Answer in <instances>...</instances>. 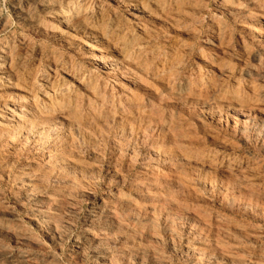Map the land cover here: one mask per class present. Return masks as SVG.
Here are the masks:
<instances>
[{
    "label": "rangeland",
    "instance_id": "rangeland-1",
    "mask_svg": "<svg viewBox=\"0 0 264 264\" xmlns=\"http://www.w3.org/2000/svg\"><path fill=\"white\" fill-rule=\"evenodd\" d=\"M81 1L87 2V0H58L57 2L61 4L64 11L65 8L70 9L69 7L73 3ZM89 1L87 3L95 4V8L100 5L101 9L105 10L109 16L111 14L117 16L123 23V32L126 27L131 29L133 26V21L128 16V13L115 1ZM184 1L188 6L179 8V10L167 5L163 6V9L161 7H151V20H148V18L145 20V34L143 35V39L141 38V41H148L150 39V42H142L144 44L142 52L145 51L146 54L145 52H141L142 55L132 53L133 56H131L130 53V56L121 64V67H115L109 74H105L101 71L99 64L90 65L86 59L79 58L80 55L71 53L72 51L65 45V42L70 40L68 42L73 43L76 41L73 38L77 39L75 38L76 36L68 32L62 23L54 21L52 17L44 14L40 9V2L34 3L31 0H0V65L4 66L7 55L16 66L20 65L19 67H21L22 71L18 76V80L15 81L17 89H25L26 86L23 85H27L31 79H34L35 74L37 76L38 73L49 67L54 69L55 74H57L56 77L62 73L64 68H69L70 66L77 67L92 77L91 80L93 82L91 81V86L93 93H90L89 98L87 97L91 102V108H86V100L84 103H78L82 134L85 137L84 140L86 139V142L84 141L78 149L81 151V154L82 151L84 154L80 158L81 161L79 163L84 164L82 167L85 166V170H91L93 172L90 171L92 175L96 176L94 187L91 191L92 196H94L93 200L79 198L80 200L77 201L78 196L75 193L74 196L76 198L70 193L67 199L65 196L60 195V192L59 194L56 192L55 204H52L50 207L52 213L54 212V220L52 219V221H55V224L60 227L62 226L64 230H66L68 225L73 226V229L77 225L71 231V237H69L67 242L63 241L61 245L56 244L50 237H46L40 228L32 226L29 218L31 213L35 211V207L33 208V206L26 202H19V199H17L15 187L10 180L17 173L20 165L24 163V159L20 158L16 161L13 156L14 154L12 155L11 148L9 149L5 142L0 141V143L5 144H0V159L5 158V160L8 159L6 161H16L15 163L12 162L14 165L7 176L8 172L3 173L0 171V218L2 220L11 219V221L20 225L22 230L25 228L28 234L31 233L29 237L33 243H29L30 245L32 244V247L28 243L20 245V243H13L15 241L12 239L15 238L14 236L0 234V264L8 263L6 252L12 249L15 251L18 249H28L38 257H53L56 264H89L88 261L80 262L75 258L67 257L70 239L72 240L82 227L88 208L98 202L104 195L116 191L124 194L133 205L141 206V220L137 221L131 218V216L126 215H122L119 218L120 220L118 221H121L120 223L123 222L122 224L127 226V230L122 234V240H126L123 248L125 247L130 255L123 260L121 258L118 259V257L115 260L118 262H114L115 264H182L180 255L182 250L184 251L186 248L187 221L188 216L192 212H199L196 214L202 212L200 216H204L203 218L207 219V222H210L216 215L225 216L233 223L239 222L238 224L247 229H245L247 238L243 234L244 236H239V241H237L236 237V242L234 239V241L229 239L220 243L222 251L212 247L215 251L213 252V249H211L210 254L212 253L216 257L209 264H255L256 262V264H264V262H261L262 260H259L261 253H264V122H262L264 119L262 113L264 110V98L261 95L264 92V52L259 49L260 45H256L259 42H264V40H261L264 39L262 38L264 37V9L260 13L255 14L252 7L248 6L245 0H229L242 9V12L236 17L237 20L235 19L236 22L234 18L219 12V7H215L218 6L220 0ZM261 1H263L264 5V0ZM64 3H66L65 6ZM193 4L194 9L192 7ZM191 8L194 11H189ZM182 10L187 11V14L189 13L191 16L185 15L186 13ZM175 12L179 13L176 14ZM180 13L181 15H179ZM153 16L155 17L154 19L152 18ZM166 16H168V19ZM169 16L176 18L174 19V23ZM244 16H248L249 18H245ZM255 18H258V21ZM176 20L179 21L176 22ZM157 22L160 23L161 28ZM165 22H168V25H172V27H168ZM157 27L158 29H156ZM150 29L154 31L152 32ZM219 29H222L221 32H218ZM157 30L161 31L158 32ZM255 34L260 35H256L258 41L251 38ZM219 36L220 38H218ZM263 46L262 48L264 49ZM112 58L116 59L115 57ZM128 59L132 63L128 62L130 61ZM132 64L136 65V67L132 68L134 67ZM122 76H124V79ZM65 83L72 84L68 78H65ZM254 84L256 85L255 88H253ZM27 89L32 92L34 91V87H28ZM215 89L216 91L214 92ZM236 91L237 93H235ZM99 93H101V96ZM252 93L256 95L252 96ZM257 94L259 96L255 99L254 97ZM7 97H9V93L6 90L2 91L0 89V102L4 101ZM97 98L99 101H103L101 105L93 103L94 100L99 102ZM250 99L253 102L247 105L246 103L249 104ZM243 100L245 103L242 102ZM108 101H111L110 105ZM241 104L242 106H240ZM232 105L234 108H238V110L246 112L249 115L243 113L245 115L244 118L239 114L237 116V114L230 111L233 108ZM235 105H239L240 107ZM227 107H230V109ZM93 109L95 111L92 112ZM84 119H88L89 123H91L90 120L96 121L90 125ZM82 120L85 124H82ZM83 126L86 131L83 129ZM85 134L87 137L91 136V138H86ZM92 140L93 146H91ZM92 151H94V154L91 153ZM86 152L88 155L85 154ZM91 154L93 155L91 156ZM223 155L234 159L233 167L238 164L240 158H248L254 164V172L244 175L232 174L233 172L228 174V172L224 171V167H221L218 161L216 160L215 162L214 160ZM102 156L104 157L102 158ZM209 163H213L214 166L210 167ZM180 164L181 166H179ZM144 169L147 171L148 182L152 183V185L154 184L155 187H151L149 191L150 193L152 192V200H142L140 202L134 199L133 192H128L130 191L128 188L135 183H145V180L139 181L142 179L141 173L144 174L145 172ZM148 182L146 180V183ZM178 184L181 189L178 187ZM50 189L49 191L51 192L57 189L59 191L58 186H53ZM167 193L171 196H168ZM63 199L65 200L63 201ZM70 199L76 201L72 202ZM7 215L8 217H6ZM152 215L154 219L152 224H150L147 218ZM166 215L168 216V222L170 221L169 216L171 217L169 223L164 222L161 218V216ZM139 226H141V234L138 235ZM217 230L219 229L213 227L211 229V236L214 238L219 232L221 233L220 230L219 232ZM135 232L137 235H135ZM131 237L134 238L132 239ZM230 247L237 249L233 252ZM111 248L118 252L117 246H111Z\"/></svg>",
    "mask_w": 264,
    "mask_h": 264
},
{
    "label": "bare ground",
    "instance_id": "bare-ground-1",
    "mask_svg": "<svg viewBox=\"0 0 264 264\" xmlns=\"http://www.w3.org/2000/svg\"><path fill=\"white\" fill-rule=\"evenodd\" d=\"M31 1L34 2V3L40 2V9H41V11L44 14L52 17L54 19V21L56 20L57 22L62 23L65 26V28H66V30L68 32H70L71 34L76 36L75 38H77V39L73 38V40H76L73 43L72 42H68L70 40L65 42V45H67V47L70 48V51H72L71 53H74L76 55H80L79 58H83V60L86 59L90 65L99 64L101 66L100 67L101 71L103 73H105V74H109L111 72V70L113 68H115V67L116 68L118 66L121 67V64H123L125 62V60L128 58V56H130V53H131V56H133L132 53H135L137 55L141 54L142 48H143V45H144L142 42L145 43V42H148L150 40V39L148 40L146 38L148 41H146V40L145 41H141V38L143 39V35L145 34V28H146V25H145L146 21L145 20H147V18H148V20H151V7H154V8L155 7L156 8L161 7L163 9V6L167 5V6H170V7H174L176 9L178 8V10H179V8H183V7L185 8V6L186 7L188 6V5H186V2L184 0H167V2H166V0H113L128 13V16L133 21V26L131 27V29H128L129 27L127 28L126 27L127 25H126L125 26L126 28L124 27L125 30L123 32V30H122L123 23L121 22V20L117 16H115L113 14H111L109 16L106 13L105 10L101 9L102 7L100 5L95 8V4L87 3L89 0H87V2H82L81 1V2L73 3L71 5V7H69L70 9L65 8L64 11L62 9L63 7L61 6V4L59 2H57L58 0L57 1L56 0H31ZM245 1H246V4L248 6L252 7L253 12L255 14L256 13H260L264 9L263 1H261V0H245ZM65 4L66 3H64V6H65ZM117 4H115V5H117ZM192 7L194 9V4L192 5ZM215 7H217V8L219 7L218 8L219 12H222V13H224V15L226 14V15L230 16L231 18H234V20L236 19L238 14H240L242 12V9H240L237 5H234L229 0H220V2L218 3V6H215ZM176 9H174V10H176ZM188 9H190V8H188ZM193 9L191 8V10H189V11H192ZM182 11H184V10H182ZM184 12L186 13L185 15H187V16L190 15L189 13L187 14V11H184ZM177 13H179V12H177ZM181 13H183V12H181ZM181 13L179 15H181ZM248 14H250V13H248ZM163 16H165V15H163ZM167 17L168 16H166V18ZM244 17L246 18L248 16H244ZM152 18L154 19L155 17L153 16ZM163 18H165V17H163ZM170 18H169L170 22L173 20V23H174V21H175L174 19H176V18H171L172 20ZM251 18H254V17H251ZM255 20L258 21V18H255ZM159 21H160V19H159ZM163 21H161V22L163 23ZM177 21H179V20H176V22ZM249 21H250V19H249ZM165 23L168 25V22H165ZM57 24H59V23H57ZM158 24L160 25V23H158ZM216 24H217V22H216ZM256 24H257V22H256ZM258 24H259V22H258ZM63 25H62V28H63ZM169 26L172 27V25H168V27ZM160 28H161V25H160ZM163 28H165V27H163ZM163 28H162V30H163ZM220 28H221V26H220ZM156 29H158V27ZM249 29H248V31H249ZM221 30L219 29L218 32H221ZM42 31H43V29H42ZM150 31H152V30L150 29ZM157 31L160 32L161 30H157ZM185 31H184V33H185ZM121 32H123V33H121ZM246 32H247V29H246ZM253 32H255V31H253ZM259 34L258 35L255 34V36H253L251 38H253L254 40L258 41V38H256V35L260 36ZM54 35H56V34H54ZM147 37H149V36L147 35ZM150 38H152V37H150ZM218 38H220V36ZM262 38H264V37H262ZM261 40L263 41L264 39H261ZM207 44H209V43H207ZM256 45H260L259 49L264 52V49L262 48V46L264 45V42H259V44H256ZM143 52H145V51H143ZM145 54H146V52H145ZM263 56H264V53H263ZM112 57H115L116 59H113ZM9 58L10 57H8V55H7L5 57L4 66L0 65V89H2V91L6 90V92L9 93V97H7L5 100L3 99L4 101L0 102V141L3 142V143L5 142L6 146L9 149L11 148L12 151L11 150H9V151L12 152V155L14 154L13 156L15 157L14 159H16V161L18 159H20V158L24 159V163H22L20 165V167L18 168L17 173L14 174V176L11 178L10 181H12V183H13V185L15 187V195H16V197H18L17 199H19V202H26V203H29L31 206H33V208L35 207V211H33L31 213V216L29 218L30 222L32 223V226H34L35 228H40L41 231H43V233H45L46 237H50L51 240L54 243L61 245V242L63 243V241H65V242L68 241L69 237H71V234H72L71 231L74 230L77 225H75L74 229H73V226H69L68 225L66 227V230H64V228L62 226L60 227L59 225L55 224V221H52L54 212L52 213V210H51L50 207H51L52 204H55L54 202L56 201L55 200L56 199L55 198L56 197L55 196L56 192H57V194H59V192H60L61 193L60 195L65 196L66 198L69 197L70 193H72L71 195H73V196L76 194V196H78L77 201L80 200L79 198H82V199L85 198L87 200H90V199L93 200L94 199V196H92L93 194H91V191L93 190L96 176L92 175L93 172L91 170H89V171L85 170L86 169L85 166L82 167L84 164L82 165L81 163H79V161H81L80 158L84 154H83V151H82V154H81V151H79V149H78V147L80 148V145L83 144L84 141L86 142V139L84 140L85 137H83V134H82L81 115H80V111H79V108H78L79 107L78 103L79 102L80 103H84L85 100H86V108H91V105H90L91 102H90V100L88 98H89L90 93H93V88L91 86V81H92L91 78L92 77H90V75L88 73L80 70L77 67H73V66H70L69 68H64L62 70V73L56 77L57 74H55L54 69L49 67V68L45 69L44 71L38 73L37 76L35 74L34 79H31V81H29L27 83V85L26 84L23 85V86H26L25 89H17L15 81L18 80V76L21 74L22 69H20L21 68V67H19L20 65L16 66V64L12 60H10ZM142 58H144V56H142ZM128 60H130V59H128ZM128 62L132 63L131 60L128 61ZM54 64H52V65H54ZM69 65H70V63H69ZM129 65H131V64H129ZM132 65L134 66V64H132ZM139 65L141 66V64H139ZM222 66H223V64H222ZM78 67H80V66H78ZM135 67H136V65L134 67H132V68H135ZM98 69H99V67H98ZM137 69L139 70V68H137ZM222 69H223V67H222ZM29 73H27V74H29ZM227 74H229V73H227ZM221 75H223V74H221ZM224 75H225V73H224ZM130 76L132 77V75H130ZM113 77H114V75H113ZM117 77H118V75H117ZM122 77L124 79V76H122ZM32 78H33V76H32ZM65 78L70 79L72 84L71 85L66 84L65 83ZM119 78H121V77H119ZM113 80H115V79H113ZM137 84H139V83H137ZM259 84H260V82H259ZM251 86H253V85H251ZM255 86L256 85L254 84L253 88H255ZM28 87H30V88L34 87V91L32 92L31 90L27 89ZM258 88H259V86H258ZM245 89H246V87H245ZM182 90H183V88H182ZM249 90L251 91V89H249ZM175 91H177V90H175ZM215 91H216V89L214 90V92ZM251 92H253V91H251ZM254 92H255V89H254ZM221 93H222V90H221ZM224 93H223V95H224ZM235 93H237V91ZM99 94L101 96V93H99ZM244 94H246V93H244ZM249 94H251V93H249ZM254 95H256V94L254 93L252 96H254ZM261 95L264 98V92H262ZM92 96H93V94H92ZM252 96H250V97H252ZM258 96L259 95L257 94V96H255L254 98L256 99V97H258ZM93 97L96 99L95 96H93ZM245 97H246V95H245ZM238 98H240V97H238ZM93 99H92V101H93ZM195 99H197V98H195ZM218 99H217V101L219 102L220 99L219 100ZM97 100L99 101L98 98H97ZM203 101H205V100H203ZM102 102L103 101H101V100L99 102H96L94 100L93 103H98V104L101 105ZM242 102L245 103L244 100ZM251 102H253V101H251V99H250L249 104L248 103H246V104L250 105ZM256 102H257V100H256ZM110 103H111V101L109 102V105H110ZM231 104H233V103H231ZM95 106H96V104H95ZM235 106H239V105H235ZM240 106H242V104ZM232 107H233V105H232ZM243 107H241V108L245 109ZM245 107H247V106H245ZM227 108L230 109V107H227ZM82 109H83V107H82ZM94 109H95V107H94ZM94 109L92 110V112L95 111ZM229 109H227V110L229 111ZM248 110H250V109H248ZM230 111L232 113H234V114H237V116H238V114L241 115L243 118L245 117L244 114H247L246 112H242L241 110H238V108H234V107ZM262 113H263V118H264V110H263ZM90 114H92V113H90ZM111 114H112V112H111ZM94 115H95V113H94ZM148 115H149V113H148ZM247 115H249V114H247ZM84 116H85V114H84ZM106 116H108V115H106ZM248 117H250V116H248ZM134 118H135V116H134ZM92 119H94V118H92ZM156 119H158V118H156ZM85 121H88V119L85 120ZM90 121L92 123V122H95L96 120L95 121L94 120H90ZM262 122H264V119H263ZM83 123L84 122L82 120V124ZM87 123H89V121ZM91 123H89V124L91 125ZM101 125H103V124L101 123ZM85 126H87V125H85ZM122 127H123V125H122ZM83 129L86 131L85 127ZM150 129H152V128H150ZM165 131H167V130H165ZM97 132H98V130H97ZM86 134H87V132H86ZM87 135H86V138H91V136L87 137ZM145 135H146V133H145ZM181 140H183V139H181ZM90 141H91V139H90ZM90 141H89V143H90ZM3 143H0V144H3ZM89 143H88V145H89ZM92 143H93V140H92L91 144ZM5 144H3V145H5ZM85 145H86V143H85ZM93 145L94 144H92L91 146H93ZM3 147H5V146H3ZM87 147H89V146H87ZM93 152L94 151H92L91 153H93ZM101 152H103V151H101ZM85 154H87V152ZM93 154H91V156ZM173 155H175V154H173ZM163 156H164V154H163ZM103 157L104 156H102V158ZM1 158H3V157H1ZM6 160H8V159H6ZM6 160H5V158L0 159V171L3 172V173H7L8 172L6 174V176H7L9 174V171H10L11 167L14 165L13 163H15L16 161L14 160L15 162H13V161L9 160L10 161L9 162V161H6ZM214 160H215V162L217 160L218 164L221 167H224V171L228 172V174L229 173L231 174L232 172H233L232 174L235 173V174H238V175H241V174L244 175V174H248V173L252 174L254 172V170H255V167L253 166L254 164H252L250 162V160L248 158H245V157L240 158L239 161H238V164L235 165L234 167H233L234 159L230 158L228 156H224L223 155V156L218 157L217 159H214ZM154 163H156V162H154ZM209 164H210V167L214 166L213 163H209ZM179 166H181V164ZM208 167H207V169H208ZM211 169H213V168H211ZM109 171H111V170H109ZM140 171L143 172V170H141V169H140ZM144 171H145V169H144ZM141 175H142L141 176L142 179H140L139 181L145 180V183L144 182L142 184H141V182L138 183V184H136V183L134 184L133 183L134 185H130L129 186L128 190L130 189V191H128V192H130V193L133 192L134 199H136V200H138L140 202L142 200H152V197H153L152 194H151L152 192L150 193L149 191H150L151 187L154 186V184L152 185V183L150 184V182H148L149 178H147L148 176H146L147 175V171H145L144 174L141 173ZM112 176H113V174H112ZM114 176H115V174H114ZM242 177H244V176H242ZM6 178H8V177H6ZM109 178H111V177H109ZM146 180H147L148 183H146ZM196 183H198V182H196ZM232 185H234V184H232ZM53 186H58L59 191L57 189V190H54V192H51L53 190H51L50 188H52ZM176 186H177V184H176ZM238 186H239V184H238ZM178 187H180L179 184H178ZM240 188H242V187H240ZM49 189L51 191H49ZM180 189H181V187H180ZM169 195L170 194H168V196ZM64 200L65 199H63V201ZM75 201H72V202H75ZM72 207H73V205H72ZM163 207H164V205H163ZM196 213H199V212H196ZM196 213L192 212L190 214V216H188V221H187L188 229L186 231V236H187L186 248H185L184 251L182 250V253L180 255V260L182 261V264H209V262L211 260H215V257H216L214 254H212V253L210 254V252H211L210 250L213 249L212 247H214V249H216V250L217 249L221 250L222 249L221 248L222 245H220V243H223L224 240H229V239H231V240L234 239L235 240L236 237L238 239L239 236H241L243 234H245V237H246V233H245V229L246 228L243 227L242 225L238 224L239 222L238 223H233L228 217L219 216V215H216L214 218H212V220L210 222H207L206 221L207 219L205 220L203 218L204 217L203 215H202L203 217L200 216L202 212L200 214H196ZM122 215L131 216V218H133L134 220H137V221L141 220V206L133 205L132 202L129 199H127V197L124 196V194H121V192H117V191L113 192V193L111 192V193H109L107 195H104L102 198H100L98 202L92 204L90 206V208H88V210L86 212V218H85V220L83 222L82 227L74 235L75 237L72 240L70 239L69 247H68V250H67V257L68 258H72V259L75 258V259L79 260L80 262L88 261L89 264H115V263L118 262V261H115L118 257H119L118 259L121 258L122 260L124 258H128L130 253L128 252V250L125 249V247L123 248V246H125L126 240H122V234L127 230V226L122 224L123 222L120 223L121 221L120 222L118 221V220H120L119 218H121ZM170 215H171V213H170ZM143 216H144V213H143ZM6 217H8V215ZM57 218H58V216H57ZM161 218L163 219L164 222H168V216L167 215L163 216V217L161 216ZM169 218H170L169 220L171 221V217L170 216H169ZM71 219H72V217H71ZM147 219H148L149 223L152 224L153 219H154L153 215L150 216ZM172 219H173V217H172ZM178 219H179V217H178ZM210 227H211V229H212V227L215 228V229H219L221 231V233L219 232V230H217V232H219V234L216 235V237L214 238L213 236H211ZM139 228H140V230H138V232L136 231L138 235L141 234V226H139ZM24 229L22 230L20 225H18L16 222L11 221V219L10 220H2V219L0 220V234L1 235L2 234H9V235L14 236L15 238H12V239L15 240V241H13V243L14 242L15 243H20V245L22 243H28V244L32 243V241H31V239L29 237V235L31 233L28 234L26 232V229H25V231H24ZM68 230H70V232H68ZM249 231H250V229H249ZM251 231L253 232V230H251ZM136 232H135V235H137ZM213 232H215V231H213ZM217 232H216V234H217ZM10 238H11V236H10ZM131 238L133 239L134 237H131ZM246 238L243 237V239H245V240H246ZM32 240H34V239H32ZM237 241H239V239ZM235 242H236V240H235ZM227 243H228V241H227ZM32 244L31 245L29 244V245L32 247ZM23 245L26 246L27 244H23ZM111 246H113V247L117 246L118 248H116V249H118V252L115 251V250H112ZM57 247H59V246L57 245ZM169 247H170V245H169ZM223 248H224V246H223ZM230 248L233 250V252H234L235 249H237V248H234V247H233L234 249L232 247H230ZM214 249H213V252L215 251ZM12 250H9L8 252H6L7 253V260H8L7 264H56L54 259H53V257H38V256L34 255V253L32 251L28 250V249H18L16 251L15 250L12 251ZM113 251H115V252H113ZM236 251H238V250H236ZM223 252H224V250H223ZM179 253H180V251H179ZM262 253H261V256H260L261 259L259 258V260L260 261L262 260L261 262H264V253L263 254ZM118 254H120L121 256L120 255L118 256ZM217 263H219V262H217ZM258 264H260V263H258Z\"/></svg>",
    "mask_w": 264,
    "mask_h": 264
}]
</instances>
